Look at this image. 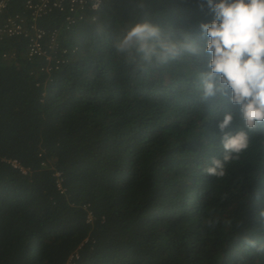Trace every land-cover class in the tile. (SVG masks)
<instances>
[{"label": "trees", "instance_id": "trees-1", "mask_svg": "<svg viewBox=\"0 0 264 264\" xmlns=\"http://www.w3.org/2000/svg\"><path fill=\"white\" fill-rule=\"evenodd\" d=\"M26 3L0 13L29 35L0 39V264H264L244 243L264 244V127L225 162L222 138L243 123L221 132L238 106L199 99L211 57L182 48L138 70L113 47L146 21L162 43L203 49L206 0H107L72 24L67 11L34 22ZM214 159L224 177L208 175Z\"/></svg>", "mask_w": 264, "mask_h": 264}, {"label": "clouds", "instance_id": "clouds-1", "mask_svg": "<svg viewBox=\"0 0 264 264\" xmlns=\"http://www.w3.org/2000/svg\"><path fill=\"white\" fill-rule=\"evenodd\" d=\"M213 14L211 23L201 24L207 37L203 49L191 45L178 46L162 43L161 31L150 22H138L122 27L113 47L127 65L144 70L145 65L165 64L176 60L183 50L201 51L211 58L199 74V99L206 103L219 98L226 104L238 106V117L231 111L224 115L219 129L224 132L237 118L243 128L235 134H225L222 147L224 161L238 159L249 147L248 131L264 127V0H206ZM102 34L104 27L97 26ZM247 129L248 131H245ZM235 154V156L233 155ZM214 167L206 169L208 175L225 176V166L213 160ZM264 220V211L259 213ZM218 219L209 218L206 224L213 228ZM230 223V222H229ZM244 243L264 253V244L245 238Z\"/></svg>", "mask_w": 264, "mask_h": 264}, {"label": "built area", "instance_id": "built-area-1", "mask_svg": "<svg viewBox=\"0 0 264 264\" xmlns=\"http://www.w3.org/2000/svg\"><path fill=\"white\" fill-rule=\"evenodd\" d=\"M10 1L11 0H0V13L7 8ZM106 1L107 0H27L26 7L31 11L34 22L54 11H67L70 14L67 20L72 24L77 20H84L87 11H99ZM25 24V19L21 15L9 17L5 22L0 24V39L24 34L28 35ZM32 29L34 30V35L31 38V55H41L43 52L42 40L45 36V32L38 29L35 24L32 26ZM14 165L15 167H19L16 162ZM57 176L60 177L59 174H57ZM59 187L61 188L60 185ZM68 264H72V259Z\"/></svg>", "mask_w": 264, "mask_h": 264}]
</instances>
